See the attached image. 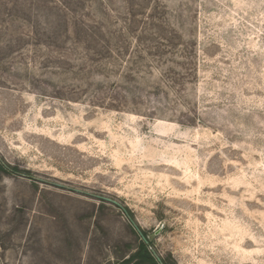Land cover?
Returning <instances> with one entry per match:
<instances>
[{"label": "rangeland", "instance_id": "rangeland-1", "mask_svg": "<svg viewBox=\"0 0 264 264\" xmlns=\"http://www.w3.org/2000/svg\"><path fill=\"white\" fill-rule=\"evenodd\" d=\"M0 156V264L142 240L31 176L168 264H264V0H0Z\"/></svg>", "mask_w": 264, "mask_h": 264}, {"label": "water", "instance_id": "water-1", "mask_svg": "<svg viewBox=\"0 0 264 264\" xmlns=\"http://www.w3.org/2000/svg\"><path fill=\"white\" fill-rule=\"evenodd\" d=\"M0 163L8 171H12V172H14V173H16L18 175L23 176V174L21 172L13 171V169L10 167V165L8 163H6L1 156H0ZM30 178H33V179H35V180H37L39 182H42V183L51 184L53 186H56V187H59V188H62V189H67V190L76 192L78 194L86 195V196H89L91 198L97 199V200L102 201V202H107V203L113 204L114 206L118 207L127 216L128 220L130 221V223L132 224V226L134 227V229L138 232V234L140 235L141 239L146 244H148L149 250L152 252V254L156 258L157 262L159 264H165V262L163 260V257L156 251V249L154 248V246L151 244V238H150V236L148 234L146 235L144 233V230L141 228V226L138 224V222L134 219V217L130 214V212L128 211V209L126 208V206L124 204H122L119 200H117L115 198H112L111 196H107V195H104V194H97V193L89 192V191L82 190V189H79V188H74V187H71V186H67L65 184H61V183H58V182H49L48 180L43 179V178H36L34 176H31Z\"/></svg>", "mask_w": 264, "mask_h": 264}, {"label": "trees", "instance_id": "trees-1", "mask_svg": "<svg viewBox=\"0 0 264 264\" xmlns=\"http://www.w3.org/2000/svg\"><path fill=\"white\" fill-rule=\"evenodd\" d=\"M11 167V166H10ZM12 168V167H11ZM0 169L7 170L1 163H0ZM13 171H18L15 168H12ZM128 209V208H127ZM130 214L133 216L132 212L128 209ZM144 233L147 235L148 233L144 231ZM153 245V243L151 242ZM165 264H168L165 259H163ZM136 262H150L152 264H159L156 260V258L153 256L152 252L149 250L148 244H146L143 240H141L138 249L128 258L118 262L117 264H132Z\"/></svg>", "mask_w": 264, "mask_h": 264}]
</instances>
